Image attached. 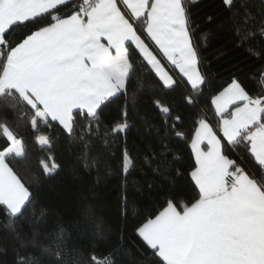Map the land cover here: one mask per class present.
Here are the masks:
<instances>
[{
  "label": "snow or ice",
  "instance_id": "6c2138e0",
  "mask_svg": "<svg viewBox=\"0 0 264 264\" xmlns=\"http://www.w3.org/2000/svg\"><path fill=\"white\" fill-rule=\"evenodd\" d=\"M199 0H0V213L14 244L13 264H122L120 242L102 259L84 260L69 229L94 242L105 240L103 221L85 202L67 226L60 221L41 238L33 192L40 176L53 177L60 165L49 152L38 161L39 176L26 179L13 164L31 168L24 139L9 117L23 112L31 128L52 122L82 148L83 167L99 168L93 142L108 145L124 135L121 216L132 219L134 235L150 250L151 264H264V0H221L230 13L233 47L259 61L252 77L255 91L236 75L211 97L215 120L198 116L189 132L178 130L180 115L155 101L161 125L145 127L141 157L152 179L136 190L159 189L156 211L141 217L129 197L127 175L136 167L127 147L129 96L140 69L154 73L165 89L184 84L195 103L211 85L203 70L201 37L193 8ZM211 21L212 17L209 16ZM208 36L203 37L206 46ZM166 64L178 70L181 79ZM122 121L105 126L104 109L121 99ZM153 138L155 143H153ZM174 138L188 143L189 160L169 147ZM51 136L35 142L51 148ZM243 153V155H241ZM247 158V162H246ZM155 163V167H153ZM146 175V174H145ZM188 177L189 197L165 190V182ZM161 181L160 184L156 180ZM132 204L131 214L129 205ZM30 225L25 233L18 221ZM0 251H3L0 249Z\"/></svg>",
  "mask_w": 264,
  "mask_h": 264
},
{
  "label": "trees",
  "instance_id": "16d2710c",
  "mask_svg": "<svg viewBox=\"0 0 264 264\" xmlns=\"http://www.w3.org/2000/svg\"><path fill=\"white\" fill-rule=\"evenodd\" d=\"M194 18L198 25L197 34L201 37V57L203 59V70L207 72L211 81L209 87H205L203 95L199 96L195 103H188L186 97L192 95L189 88L184 84H178L173 89H165L154 73L146 69H140L137 79L132 88L129 89V96L136 95L135 106L129 105L130 128L127 133V147L132 156L136 158V167L127 175L129 197L134 202L137 214L141 217L156 211L159 207V200L162 199L159 189L149 192L146 189L141 193L136 189L152 179L151 169L141 159L146 151V140L141 137L145 135L144 129L149 124L161 125L162 114L155 106V101L172 109L171 116L180 115L178 130L189 132L193 121L203 113L212 118L213 110L210 100L213 95L227 86L231 76L236 75L242 79L249 89L255 91L253 75L259 66L257 59L248 56L244 50L233 47L229 36V29L232 27L230 13L221 5V0H199L193 8ZM212 20L209 21L208 17ZM208 36L206 46L203 45V37ZM173 76L180 80L178 70L166 64ZM124 104L121 99L104 109L102 121L105 126L122 121V110ZM9 124L14 134L24 139L28 150V157L31 161V168L25 170L22 164L14 163L26 179L39 176L38 161L45 159L49 152L55 156V162L60 165L58 173L53 177L40 176L39 183L33 187L35 194L34 203L37 205V215L41 209H47V217L37 220L36 231L41 238L53 233L57 224L63 221L65 226L70 224L77 216L82 205L87 202L104 224L106 239L94 242L86 236H77L69 229L71 236L75 239L76 247L80 249L81 256L87 260L89 256L95 255L102 259L120 242L121 230L124 231V240L120 242V258L122 264H151L148 259L150 252L141 241L134 235L132 219H125L121 216V191L122 182L125 179L121 171L122 149L124 147V135L112 137L107 146L101 142H93L91 156L98 158L99 168L83 167L81 153L82 148L70 146L69 138L63 131L52 122V127H45L41 124L40 133L35 132L28 117L21 112L18 115L9 117ZM37 135L51 136V148L41 146L35 142ZM5 143V137L0 129V146ZM153 143L155 140L153 138ZM169 147L176 155L183 156L187 163L191 153L188 143L182 139L174 138ZM243 155V153H241ZM247 162V158H246ZM153 163V167H155ZM146 174V175H145ZM185 175L176 180L174 185L165 182V190L173 192L178 198L185 200L190 194V185ZM160 184L159 179L156 180ZM132 204L129 205L131 214ZM25 233H30V225L21 220L17 222ZM7 220L0 213V264H13L16 253L13 248L16 246L10 235L5 231L4 225Z\"/></svg>",
  "mask_w": 264,
  "mask_h": 264
},
{
  "label": "crops",
  "instance_id": "0c3cea01",
  "mask_svg": "<svg viewBox=\"0 0 264 264\" xmlns=\"http://www.w3.org/2000/svg\"><path fill=\"white\" fill-rule=\"evenodd\" d=\"M166 67L169 69V67L166 65ZM169 71H170V69H169ZM170 73L172 74V72L170 71ZM175 78V77H174Z\"/></svg>",
  "mask_w": 264,
  "mask_h": 264
}]
</instances>
